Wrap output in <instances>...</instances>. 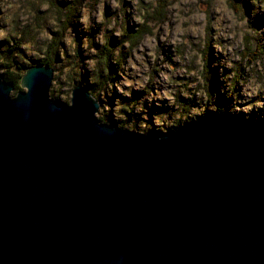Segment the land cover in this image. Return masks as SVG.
<instances>
[{
  "label": "water",
  "instance_id": "water-1",
  "mask_svg": "<svg viewBox=\"0 0 264 264\" xmlns=\"http://www.w3.org/2000/svg\"><path fill=\"white\" fill-rule=\"evenodd\" d=\"M53 77L0 72V264H264V134H138Z\"/></svg>",
  "mask_w": 264,
  "mask_h": 264
},
{
  "label": "rangeland",
  "instance_id": "rangeland-1",
  "mask_svg": "<svg viewBox=\"0 0 264 264\" xmlns=\"http://www.w3.org/2000/svg\"><path fill=\"white\" fill-rule=\"evenodd\" d=\"M50 50V97L70 104L82 85L101 122L264 134V0H0V72Z\"/></svg>",
  "mask_w": 264,
  "mask_h": 264
},
{
  "label": "trees",
  "instance_id": "trees-1",
  "mask_svg": "<svg viewBox=\"0 0 264 264\" xmlns=\"http://www.w3.org/2000/svg\"><path fill=\"white\" fill-rule=\"evenodd\" d=\"M51 51V50H50ZM49 51V52H50ZM53 52H50V54H52ZM109 53V52H108ZM102 54L104 55V56H106L107 55V53L105 54V52L103 51L102 52ZM48 57H49V59H48ZM51 56L49 55H47V56H44V58H42V59H40L38 62H37V64H40V63H42V64H46V65H49V66H51V67H53V58L51 57ZM40 62V63H39ZM26 72V70H23V68H21V67H19V66H16V68L15 69H10V68H8L7 66L5 67V70H4V79L8 82V83H11V84H13L14 85V90L16 89L17 90V92L18 91H20L21 90V87H20V80H21V78H22V76L24 75V73ZM256 131V129H255V127H253V129H252V133H256L255 132Z\"/></svg>",
  "mask_w": 264,
  "mask_h": 264
},
{
  "label": "bare ground",
  "instance_id": "bare-ground-1",
  "mask_svg": "<svg viewBox=\"0 0 264 264\" xmlns=\"http://www.w3.org/2000/svg\"><path fill=\"white\" fill-rule=\"evenodd\" d=\"M70 8H71V7H70ZM54 41H55V40H54ZM56 42H57V39H56L55 43H56ZM53 46H54V45H53ZM16 48H17V47H16ZM50 48H51V47H50ZM44 52H45V51H44ZM50 52H53V51H50ZM50 52H49V53H50ZM50 56L52 57V54H50ZM51 57H50V58H51ZM48 59H49V57H48ZM39 63H40V62H39ZM194 125H195V124H194Z\"/></svg>",
  "mask_w": 264,
  "mask_h": 264
}]
</instances>
